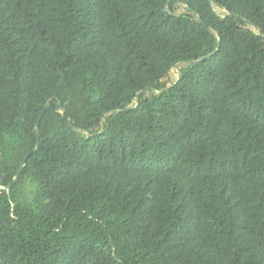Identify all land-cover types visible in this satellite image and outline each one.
<instances>
[{"label": "trees", "instance_id": "1", "mask_svg": "<svg viewBox=\"0 0 264 264\" xmlns=\"http://www.w3.org/2000/svg\"><path fill=\"white\" fill-rule=\"evenodd\" d=\"M0 264H264V0H0Z\"/></svg>", "mask_w": 264, "mask_h": 264}, {"label": "water", "instance_id": "2", "mask_svg": "<svg viewBox=\"0 0 264 264\" xmlns=\"http://www.w3.org/2000/svg\"><path fill=\"white\" fill-rule=\"evenodd\" d=\"M165 13H166V15H168L167 11H166ZM205 28L209 29V28L206 27V26H205ZM48 109H49V104H47L46 107L41 111V113H40V118H39V120H38V122H37V124H36V127H37V128L39 127V123H40L41 117L44 115V113H45ZM64 118H65V117H64ZM38 137H39V135H38ZM36 147H37V148L39 147V142H37V146H36ZM25 163H26V160L22 163L21 168H20V170H19V172H18V174H17V176H16V178H15L14 183H13L9 188H12V187L14 186V184L17 182L18 177H19L20 173L22 172V170H23V168H24V166H25Z\"/></svg>", "mask_w": 264, "mask_h": 264}]
</instances>
